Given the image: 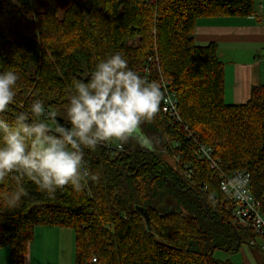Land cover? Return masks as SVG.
I'll list each match as a JSON object with an SVG mask.
<instances>
[{"label": "trees", "instance_id": "16d2710c", "mask_svg": "<svg viewBox=\"0 0 264 264\" xmlns=\"http://www.w3.org/2000/svg\"><path fill=\"white\" fill-rule=\"evenodd\" d=\"M252 13L253 0H0V71L18 76L9 121L40 100L44 113L54 108V127L67 126L73 79L87 80L98 61L120 53L138 75L165 83L187 128L158 111L149 124L161 149L142 128L150 147L130 139L85 149L79 192L64 186L49 196L25 180L20 206L0 207V247L13 264H25L37 226L72 231L74 264H233L215 249L236 253L250 234L233 224L232 201L197 144L224 172H248L264 204V80L244 103L226 104L217 44L197 45L194 27L199 17ZM14 187L7 178L0 193Z\"/></svg>", "mask_w": 264, "mask_h": 264}, {"label": "clouds", "instance_id": "9594fccd", "mask_svg": "<svg viewBox=\"0 0 264 264\" xmlns=\"http://www.w3.org/2000/svg\"><path fill=\"white\" fill-rule=\"evenodd\" d=\"M17 80L14 71H0V182L7 178L15 182L11 191L0 193V207L20 206L28 196L25 180L49 196L64 186L81 191L85 149L130 139L151 146L140 134V126L156 116L164 92L159 82H150L129 68L120 53L98 61L87 80L73 79L64 116L67 126L57 122L50 127L42 119L45 109L40 100H33L28 111L9 121L7 110L14 102ZM55 116L48 113L52 120ZM91 179L98 181L99 176ZM248 183L247 176L236 175L223 190L233 199L245 200Z\"/></svg>", "mask_w": 264, "mask_h": 264}, {"label": "crops", "instance_id": "0c3cea01", "mask_svg": "<svg viewBox=\"0 0 264 264\" xmlns=\"http://www.w3.org/2000/svg\"><path fill=\"white\" fill-rule=\"evenodd\" d=\"M264 0H253L249 17L205 16L196 20L194 41L197 45L217 44V58L223 64V100L226 104H241L248 100L253 86L264 80ZM67 240L70 262L73 264V233L57 226H37L29 244L25 264H52L50 253L55 245ZM229 260V257H225ZM231 261V260H230Z\"/></svg>", "mask_w": 264, "mask_h": 264}, {"label": "built area", "instance_id": "2783aa9c", "mask_svg": "<svg viewBox=\"0 0 264 264\" xmlns=\"http://www.w3.org/2000/svg\"><path fill=\"white\" fill-rule=\"evenodd\" d=\"M262 21L264 22V10L262 11ZM161 88L164 92V97L162 99L159 111L164 114H167L168 116L173 118V120L179 122L180 125H183L184 130H187L186 126L181 120L180 113L177 109L176 98L174 97V94L169 91L165 83L162 81ZM43 118H48V114L44 113ZM188 134L189 136H192L191 133ZM197 145L199 146L198 156L206 159L209 163V166L219 173L220 192L227 199L232 201V207L230 209L232 212L233 224L236 227L239 226L243 228L248 234H250L246 240L245 245L248 248L257 247L261 254L264 264V204L260 200L256 199V197L251 192L249 173L245 171L224 172L220 167L219 161L213 158L211 150L204 145ZM106 146L111 147L109 143H106ZM117 148L121 149L120 145H118ZM172 158L177 160L176 156H172ZM83 173H85L87 176V172ZM236 175L248 177L249 183L247 185V198L245 200L233 199L223 190L227 182L233 179V177ZM229 191L231 190L229 189ZM258 220L261 223L258 224ZM95 260V258H92L91 262H95Z\"/></svg>", "mask_w": 264, "mask_h": 264}, {"label": "rangeland", "instance_id": "374dc122", "mask_svg": "<svg viewBox=\"0 0 264 264\" xmlns=\"http://www.w3.org/2000/svg\"><path fill=\"white\" fill-rule=\"evenodd\" d=\"M24 1L29 2V0H24ZM260 10H264V8L260 7ZM28 24L29 25L33 24L32 19L28 21ZM49 110H50V113H55L54 108H50ZM48 124L50 125V127H54L53 126L54 125L53 120L48 121ZM140 128L143 129V132L146 135L151 136V139L153 141H152V143L151 142L150 143L153 144V146H156L155 144H157L158 147H160L159 145H161V143L159 144L156 140L157 137H160V134L158 131H151L150 130L151 126H150L149 122H145L144 124H142L140 126ZM143 132L140 131V134L144 137ZM133 140L136 141L137 147H143L137 142L136 139H133ZM63 244H65V245H62V244L55 245L53 254L51 251L50 256L52 258L50 259V262L52 264H60V259L63 260L62 261L63 263L70 262V258H69L68 254H69V251L71 250V247H70V249L68 248L66 239H65ZM245 244H246V238L243 239V243L241 244V246L239 247V249L236 253H227L223 250L215 249L213 256L219 260H222V261L227 260V259H225V257H227V258L229 257V260H231L230 262L233 264H262L263 260H262V257H261L259 250L254 249V248L250 249ZM72 261L74 264V256H73ZM0 264H13L11 256H10V250H9L8 246L0 247Z\"/></svg>", "mask_w": 264, "mask_h": 264}, {"label": "water", "instance_id": "95a60500", "mask_svg": "<svg viewBox=\"0 0 264 264\" xmlns=\"http://www.w3.org/2000/svg\"><path fill=\"white\" fill-rule=\"evenodd\" d=\"M159 134H160V133H159ZM162 142H163V140H162ZM161 148H162V147L160 146L159 149H161ZM137 209H138V211H140V212L142 213L145 222L148 223L149 218H148V213H147L146 208H144V207H138ZM237 238H238V243H237V247H238L239 244H240V240H239L238 235H237Z\"/></svg>", "mask_w": 264, "mask_h": 264}]
</instances>
